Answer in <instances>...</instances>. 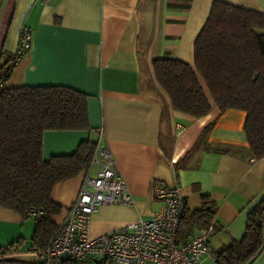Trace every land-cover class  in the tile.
<instances>
[{"label": "crops", "instance_id": "obj_1", "mask_svg": "<svg viewBox=\"0 0 264 264\" xmlns=\"http://www.w3.org/2000/svg\"><path fill=\"white\" fill-rule=\"evenodd\" d=\"M214 1L264 14V0H0V66L16 51L21 29L31 31L30 49L5 86H63L86 96L89 129L44 132L42 158L100 141L133 199L131 206H101L91 216L89 238L151 219L161 207L155 188L177 180L187 210L199 209L203 198L213 203V254L242 239L250 210L264 201V157L250 154L246 114L221 112L201 80L207 114L175 111L154 77V59L193 64V45ZM82 176L53 187L51 200L61 207L57 225ZM25 219L0 208V247L23 240ZM33 227L29 243L14 244L0 260L32 262ZM201 264L212 263L204 257ZM248 264H264V250Z\"/></svg>", "mask_w": 264, "mask_h": 264}, {"label": "trees", "instance_id": "obj_2", "mask_svg": "<svg viewBox=\"0 0 264 264\" xmlns=\"http://www.w3.org/2000/svg\"><path fill=\"white\" fill-rule=\"evenodd\" d=\"M152 68L175 111L192 117L207 114L210 105L201 80L221 112H244L243 130L250 154L264 157V14L214 1L195 39L193 64L164 57L154 59ZM88 129L86 96L76 90L63 86L0 87V208L26 219L29 208L43 211L33 218L31 242L37 251L47 245L57 226L53 217L61 211L51 200L53 187L84 172L95 146L82 142L70 155L44 160L42 136L46 131ZM212 221L213 203L203 198L199 209H185L178 242H187ZM262 222L264 201L250 210L242 239L213 253L214 264H248L257 258L264 250ZM16 242L0 247V255L13 252Z\"/></svg>", "mask_w": 264, "mask_h": 264}, {"label": "built area", "instance_id": "obj_3", "mask_svg": "<svg viewBox=\"0 0 264 264\" xmlns=\"http://www.w3.org/2000/svg\"><path fill=\"white\" fill-rule=\"evenodd\" d=\"M30 44L31 31L23 27L16 51L6 57L0 68V87L29 51ZM177 129L182 131L184 127L177 125ZM154 198L161 207L151 219L139 220L109 234L88 237L91 216L101 206L133 205L113 158L98 141L90 164L83 172L76 199L55 227L45 248L35 251L32 262L0 260V264H62L63 261L92 262L94 259L110 264H201L204 257L214 264L213 254L208 250L213 221L187 242H178L177 232L186 209L178 181L170 187L155 188ZM41 215L40 209L26 211L29 218Z\"/></svg>", "mask_w": 264, "mask_h": 264}, {"label": "rangeland", "instance_id": "obj_4", "mask_svg": "<svg viewBox=\"0 0 264 264\" xmlns=\"http://www.w3.org/2000/svg\"><path fill=\"white\" fill-rule=\"evenodd\" d=\"M33 221H34L33 218H27L24 221V222H26V224L23 225V227L22 226L19 227V230L23 231V233H22L23 234V240H21L22 242L29 243V241H30L29 238H30L31 231H32L31 225H32ZM21 241H17L16 244L20 243ZM20 244H22V243H20ZM18 246H20V245H18ZM6 247H8V245L5 244L4 248H6Z\"/></svg>", "mask_w": 264, "mask_h": 264}, {"label": "water", "instance_id": "obj_5", "mask_svg": "<svg viewBox=\"0 0 264 264\" xmlns=\"http://www.w3.org/2000/svg\"><path fill=\"white\" fill-rule=\"evenodd\" d=\"M93 264H102V260L98 259V260H92Z\"/></svg>", "mask_w": 264, "mask_h": 264}]
</instances>
